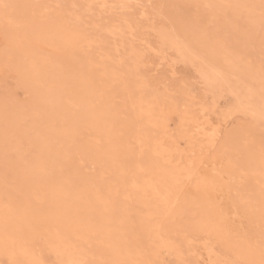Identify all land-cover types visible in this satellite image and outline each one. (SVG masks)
<instances>
[{"label": "rangeland", "instance_id": "obj_1", "mask_svg": "<svg viewBox=\"0 0 264 264\" xmlns=\"http://www.w3.org/2000/svg\"><path fill=\"white\" fill-rule=\"evenodd\" d=\"M71 1L76 2L7 0L20 6L12 25L0 14V264L32 261V248L41 251L45 264H60L53 252L64 250V245L93 264L144 258L162 264L152 252L167 240L179 242L182 253L181 258L163 255L166 264L238 258L248 238L259 240L264 225V124L231 113L233 96L210 91L194 64L162 46V34L192 27L184 16L193 14L194 0H113V5L148 6L140 13L146 11L155 26L143 22L140 47L167 52L163 59L149 60L141 80L102 74L95 68L98 51H88L84 41L74 37V10L69 15V9L42 7ZM106 9L94 8L93 14L100 16L94 18L110 14L119 22L126 14ZM238 9L243 8L229 9L216 27L249 21L250 14ZM251 16L255 50L264 59L260 11ZM258 61L234 67L254 73ZM138 90L161 104L172 100L180 113L191 112L198 121L203 120L202 107L207 109L220 136L215 149L200 152L192 183L182 182L149 149L139 151L137 141L160 136L166 124L154 132L138 116ZM134 181H152L160 193L168 191L176 201L172 211L159 197L135 189ZM241 200L251 202L249 212L237 211Z\"/></svg>", "mask_w": 264, "mask_h": 264}, {"label": "bare ground", "instance_id": "obj_2", "mask_svg": "<svg viewBox=\"0 0 264 264\" xmlns=\"http://www.w3.org/2000/svg\"><path fill=\"white\" fill-rule=\"evenodd\" d=\"M82 1L81 0L79 2L77 0L76 2L71 1V3L67 5H72V4L95 5V3L97 2H99V5L114 4L113 0L112 1L92 0L89 3L85 1L87 4L86 3L83 4ZM118 1L121 2V0H117V2ZM193 3H194V5H192L193 14L184 16L187 17L189 21H191L192 27L187 28V26H181L179 30L176 32L173 31L171 33L162 34V38L160 40L162 46L167 48L168 50H173L181 54L182 58L187 60L189 63L194 64L198 69L202 82L204 83V85L207 86V88L210 91H214L221 94L223 98L224 97L229 98L233 96L232 100L234 103L232 106L233 108L231 110V113H238V112L244 113L250 116L251 118L255 119L256 122L262 123L260 120V110L262 107H264V86H262L261 83V62L264 59L263 57L260 56L257 50H255V46L252 40V36H254V30L250 28L251 23H249L248 20H241V21L234 20V22L229 21L223 24L221 29H219L215 25V22H218L221 16L225 15L227 11L229 9L231 10L232 8L234 9L243 8L238 10L239 11L245 10L247 15L254 14L257 11H260L258 7L260 0H194ZM207 4L216 5V6L232 5L233 7L231 8L216 7L213 9H206L203 7V5H207ZM251 5H255L257 7H255L254 9L246 7ZM71 10H74L73 14L71 15L73 16L74 19H76L78 16L90 15L91 19L96 23L109 25V26L119 23L118 20H116L113 15L110 16V14L109 17L107 16L105 17V19L103 20L101 19L102 21L99 19L96 20L94 18V15L96 16V13L93 14L94 8L91 10H85L80 8L71 9ZM113 10L119 11L121 9L108 8V10L106 9V12L107 11L113 12ZM235 13L233 15H235ZM96 17L100 18V16H96ZM235 17L237 19V13ZM209 23L212 24L211 28L206 27V25H208ZM201 26H205L206 30L202 31ZM220 30L229 34L228 38H225V36L220 34ZM164 35L167 36V39L164 38ZM128 37L126 38L130 40L131 39L130 35ZM139 38L140 37L138 36V39L135 41V43L138 46H141L139 44V41L141 39ZM114 44H115V39H114ZM123 44H124V40H121L120 46L123 47ZM201 47H203V49H200ZM150 48L152 49V46ZM203 52H207V54L205 55L203 54ZM255 52L257 54H255ZM252 60H260L258 61L259 66L256 70H254V73L246 67L240 70H237L234 67V65L238 62H243L245 63V65H248L250 64V62H252ZM217 73L222 74V79L219 81H217V75H216ZM205 75L209 77L208 80L204 79ZM152 90L154 92V89ZM142 91L141 90L137 91L138 97H137V107L135 112H138L139 117L145 118V121L153 127L154 132L159 131L158 129L161 128L160 126L162 125V123L166 125L164 130L161 129L162 131H160L161 132L160 136L155 134L152 137L148 136V138L145 136L146 138H144L143 140L142 138H140L141 140L137 141V145H138L137 147L139 148V151L142 153L144 152L145 149H149L153 155L158 157L164 164H166V166L170 167L174 175L176 174L182 182L192 183L194 180L193 179L188 180L187 177L190 174L193 177L197 174V160L200 157L199 156L200 152L203 150L211 152L213 149L216 148V143L220 136L219 131H217L218 129L213 127L214 124L212 123L210 117L208 116L206 108L202 107L200 114L203 120L201 119L200 121H198L194 116H192L191 112L180 113L178 104H175L172 100H170L166 104H161L157 102L158 100L157 97L145 99L141 95ZM237 98H239V100L243 102V107L240 111H236L234 109V105L237 103ZM168 106H170L169 109ZM252 113H255V115H253ZM168 115H169V120L167 118ZM173 123L175 124L174 125L175 127L172 125ZM133 184H134L133 185L134 188L139 190L144 196L146 197L157 196L159 197L161 203L164 206H166L168 210L172 211V209L174 208L176 202L175 199H173L169 195L168 191L165 193H160V188H158L152 181L142 185L134 181ZM112 203L113 202H111V204ZM147 215L148 216L150 215V218L154 216V214L153 215L147 214ZM167 241L168 242L161 241L159 244L155 246L156 248L152 252V256L160 259L162 264H166L165 262L166 255L167 256L175 255L181 258L182 252L180 248L176 246V244L178 245L179 242L175 244L173 242H170L169 240ZM64 246H65L64 250L53 252L55 257L56 258L58 257L59 263L61 261L67 262L70 260L86 259V256H84L81 252L76 251L69 246L66 245ZM210 251L212 250L210 249ZM31 253H32V257H31L32 261L43 260L41 256V251L39 249L32 248Z\"/></svg>", "mask_w": 264, "mask_h": 264}, {"label": "snow or ice", "instance_id": "obj_3", "mask_svg": "<svg viewBox=\"0 0 264 264\" xmlns=\"http://www.w3.org/2000/svg\"><path fill=\"white\" fill-rule=\"evenodd\" d=\"M19 5L8 3L7 0H0V14H2L5 22L9 25H12L16 22V10L19 8ZM45 8H56V9H85L91 10L95 7L101 8H112V9H121L126 13L123 15L119 23L114 25H104L94 22L90 15L87 16H78L76 18L77 23L74 30V37L79 41H84L83 47L88 51L97 50L100 56V62L95 64V68L100 70L102 74L117 76L120 74L131 75L137 80L145 79L144 69L148 66L149 60L155 56L157 58L165 55L162 49L153 48L150 51L145 50L144 47L138 46L135 41L138 39L139 30L143 22L147 21L148 23L155 26V21L150 17L147 12L140 13V9H145L146 5L143 4H120V5H54V6H42ZM182 7V6H177ZM206 9H213L216 7L231 8L232 5H203ZM249 8H255L257 6L251 5L246 6ZM260 10V27L261 32L264 34V0H260L259 4ZM71 15V12H69ZM253 22L251 14L249 15V23ZM201 30L205 31L206 27L201 26ZM130 35L131 40L129 41L126 37ZM164 38L167 39V36L164 35ZM115 39V44H114ZM121 40H124L123 47L120 46ZM143 43V42H141ZM217 81L222 79V74L217 73ZM205 80H208L207 75L204 76ZM261 83L264 86V60L261 62ZM243 107V102L237 98V103L234 105L236 111H240ZM255 115V113H252ZM260 120L264 124V107L260 110ZM261 162L264 164V141H262L261 146ZM101 179L105 177L101 174ZM188 180L194 179L190 174ZM199 179V178H196ZM237 211L249 212L251 210V202L249 200H241L240 203L236 205ZM262 221H264V207L261 209ZM7 244V241H6ZM26 252V250H22ZM258 253V259L256 258ZM10 264H45L43 260H34V261H20L12 260ZM60 264H93V262L87 260H70L67 262L61 261ZM104 264H109V262H104ZM123 264H156L155 261L144 258L134 261H125ZM180 264H189L187 261H180ZM206 264H264V225L261 228V234L259 240L254 238H248L244 242L243 250L241 251L238 258L228 261H208Z\"/></svg>", "mask_w": 264, "mask_h": 264}]
</instances>
